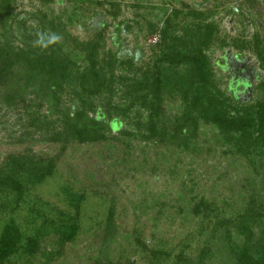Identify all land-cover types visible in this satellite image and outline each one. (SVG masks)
I'll use <instances>...</instances> for the list:
<instances>
[{
  "label": "rangeland",
  "instance_id": "obj_1",
  "mask_svg": "<svg viewBox=\"0 0 264 264\" xmlns=\"http://www.w3.org/2000/svg\"><path fill=\"white\" fill-rule=\"evenodd\" d=\"M118 2L120 6L112 9L103 3V0H48L47 4L42 0H18L13 16L18 20H25L30 31L39 28L37 22L29 18L30 14L37 10L48 13V19L60 18L63 33L66 32L79 42V49H74L77 51L76 55L71 56L75 63L77 62L78 69H73L71 75L85 70L89 65V55L83 53L82 43L95 44L96 49L92 54L95 68L98 72H103L107 79L113 77L116 95L110 101L121 104V107L127 104L124 99L122 101V97L129 93L127 87L134 82L117 83L118 77L132 78L136 73L138 76L147 73L148 80H151L153 71L157 68L156 61L160 62V67L166 69V65L158 60L164 52L166 53V48L161 43L159 32L151 34L150 26H147L145 19L155 22L162 29L161 26L167 17H171L172 11L177 10L180 14L175 18L173 16L174 20L169 27L173 32L180 34L195 33L199 30L198 25L211 24L216 28L215 42L203 50L209 62L210 72L214 74L212 86L208 91L228 106L227 112L234 114V108L239 105L228 90L230 76L222 69L221 58L227 49L233 53L241 51L249 59L250 65L257 67L258 54H263V51L259 52L258 49H262L264 40L250 36L253 31L256 32L253 25L248 30L249 36L245 34L242 18L238 20L241 26L234 23L233 31L229 29L225 11L230 7L228 2L231 0H174V2L118 0ZM181 11L184 14L186 12L185 16ZM187 11H191L194 16L199 15L198 13L203 15H200L199 20L197 16L187 15ZM97 34L101 41L97 40ZM259 35L264 36V31H260ZM127 61L132 63L133 69L129 70L128 63H123ZM108 63L113 75H109ZM260 64V68L263 69L264 61L261 60ZM163 93L160 95L163 101L161 117L169 121L168 131L172 133L174 124L183 113V102L179 96L165 91ZM59 97L61 110L69 108L75 102L78 106L77 98L71 93L64 92V84L63 93ZM263 97L264 93L254 87L252 99L244 105L254 106ZM107 100L105 96L94 98L92 101L98 109L104 111ZM48 103V100H45L39 109H34V112H41L39 115L45 118ZM0 106H2L0 164L10 154L23 153L27 149V142H31L30 148L34 155L58 157L54 175L43 184L28 188L13 212L1 211L0 225L12 218L21 229L23 237H27L34 234V229L42 224V220H55L59 210L67 209L61 191L63 187L68 186L72 192L84 197L80 210L75 215L80 228L78 235L72 243L59 248L61 255H55V259L49 264L95 262L124 264L126 260L132 264H149V252L139 246L136 240L145 242L150 238L152 242L149 243L154 249H160L162 247L160 243H163L165 247L162 250L170 254V260L161 264H172L171 261H174L173 258L180 250L181 241L184 239L191 243L187 251V256L190 257L197 255L205 243L197 238L194 240L196 235L193 239L188 238V234L190 232L195 234L199 226L198 219L193 217L194 200L196 203L201 197L208 199L210 193L215 190L222 193L218 196L219 199L223 197L231 201L233 195L237 196L240 193L245 199L246 190L250 186H255L254 189L257 188L259 191H257L259 199L264 201V152L246 158L234 152L229 154L227 150L233 148L234 142L224 143V135L218 131L214 123L199 120L196 137L189 145L198 152L185 153L173 146L162 144L156 146L152 141L142 140L148 124L143 123L148 121V115L147 111L134 104L130 112L133 118L123 121L122 136L119 135V131L111 135L118 138V142L114 138L108 143L72 144L66 148L63 155H60L61 143L47 142L42 128L36 131V127L27 124L25 111L18 112L17 109H11L1 102ZM122 118L119 117L121 120ZM53 120L54 127L59 130L61 122H55L57 115L51 121ZM136 122L141 128L135 126ZM129 133L131 135L138 133L141 140L133 137L128 139ZM164 139L168 140V136ZM125 140L128 147L124 144ZM232 177L237 179L234 185ZM245 182H249L248 185ZM235 198L240 201L239 197ZM2 203L3 199L0 196V205ZM11 207L15 206L9 202L8 208ZM111 207L114 209L112 221L116 228L112 233L107 228L108 211ZM179 211L188 216L187 221L180 219ZM34 212L43 214L44 219L41 217L36 219ZM155 229L162 233L160 237L152 238ZM55 239L51 236L45 238L39 244L38 254L30 262L21 261L18 264H43L45 259L42 254L58 252L56 246L52 245ZM210 247L213 255L209 256L208 261L218 264L217 256L221 254L217 252L219 242L211 243ZM12 260L15 261V258Z\"/></svg>",
  "mask_w": 264,
  "mask_h": 264
},
{
  "label": "trees",
  "instance_id": "obj_2",
  "mask_svg": "<svg viewBox=\"0 0 264 264\" xmlns=\"http://www.w3.org/2000/svg\"><path fill=\"white\" fill-rule=\"evenodd\" d=\"M17 1L0 0V102L11 109H17L18 112L25 111L29 126L36 127V131L42 128L47 142L61 143L60 155H63L66 148L72 144L108 143L115 138L111 135L117 131L122 136L123 121L133 118L130 112L134 104L147 111L148 115V121L143 123L148 124L142 140L152 141L156 146L162 144L173 146L185 153L198 152L189 145L196 137L199 120H202L204 123L211 122L217 126L218 131L224 135V143L234 142L232 146L235 150L228 149L229 154L234 152L246 158L264 152V99L261 98L254 106H248L240 103L238 97L231 93L239 106L234 108V114H230L226 111L228 106L208 91L212 86L214 74L210 72L209 62L203 50L215 42L216 28L213 25H198V31L191 34L185 32L183 35L173 32L169 27L174 20L173 16L175 18L179 14L177 10L172 11V16H168L165 23H162V29L155 22L145 19L147 26H150L151 34L159 32L161 43L166 48V53L164 52L158 59L166 65V69L160 67V62L156 61L157 68L153 71L151 80H148L147 73L140 76L136 73L132 78L118 77L117 83L134 82L129 87L125 85L129 93L122 97V101L124 99L127 104L121 107V104L110 101L116 95L113 77L107 79L103 72H98L95 68L92 54L96 45L82 43L83 53L89 55V65L85 70L71 75L73 69H78L77 62L75 63L71 56L76 55L77 51L74 49H79V42L66 32L63 33L60 18L48 19V13L42 10H37L29 16L37 22L39 28L28 30L25 20L21 21L13 16ZM103 3L112 9L120 6L118 0H103ZM137 6L140 8V4ZM196 16L200 20L202 15ZM40 32L46 35L55 33L61 39L48 49L41 50L34 43L37 33ZM97 40L101 41L98 34ZM259 58L264 61L260 54ZM123 63H128L129 70L133 69L129 61ZM109 68L108 63L107 70L110 71ZM109 75H113V71H110ZM63 84L64 92L73 94L79 102L78 106L75 102L69 108L62 110L59 108ZM239 86L240 83L231 82L228 90L232 92ZM261 87H264V84L258 87L263 90ZM163 91L179 96L183 102V113L179 120L177 118L172 133L168 131L169 121L161 117L163 101L160 95ZM105 96L108 100L103 111L98 109L92 100ZM45 100L49 103L44 118L39 115L41 112H34V109H39ZM56 115L55 122H61L60 131L54 127V120L51 121ZM120 116L123 117L122 120L119 119ZM135 126L141 128L138 122ZM137 134L129 133L127 138L140 139ZM166 136L168 140L164 139ZM114 140L119 141L118 138ZM126 142L125 140L124 144L128 147ZM27 143V149L23 153L10 154L0 164V196L3 199L0 212H13L28 188L43 184L56 172L58 157L34 155L30 148L31 142ZM236 181L237 179L232 177L233 185ZM245 183L248 185L249 182ZM254 187L250 186L246 190L245 199L241 193L233 195L231 201L223 197L219 199L218 196L222 193L215 190L210 193L208 199L201 197L196 203L194 200L193 217L198 219L199 226L195 234H191L192 232L188 234V238L193 239L196 235L194 240L197 238L205 243L197 255L190 257L187 256V251L191 243L184 239L181 241L180 250L173 258L174 261H171L172 264H212L208 259L213 255L210 244L215 241L219 242L217 252L221 253L217 256L218 264H264V201L259 199L258 189ZM61 191L67 209L59 210L55 220L44 219L43 214L34 212L36 219L40 217L44 219L40 226H36L34 234L23 237L21 229L12 218L1 223L0 264L30 262L38 254L39 244L51 236L56 238L52 245L56 246L58 252L42 254L45 259L43 264H49L55 259V255H61L59 248L75 240L80 231L75 215L78 214L84 197L72 192L68 186L63 187ZM235 197L242 201L238 202ZM9 202L15 207L8 208ZM113 210V207L109 209L107 217V228L110 229V233L116 229L112 221ZM179 217L182 221H187L188 218L182 211H179ZM188 220L191 221L190 218ZM161 233L155 229L152 238L160 237ZM147 240L136 241L149 252V264H161L170 260V254L162 250L165 247L163 243H160L162 245L160 249H154L149 243L152 242L151 238ZM124 264L132 263L126 260Z\"/></svg>",
  "mask_w": 264,
  "mask_h": 264
},
{
  "label": "flooded vegetation",
  "instance_id": "obj_3",
  "mask_svg": "<svg viewBox=\"0 0 264 264\" xmlns=\"http://www.w3.org/2000/svg\"><path fill=\"white\" fill-rule=\"evenodd\" d=\"M187 5L191 7L189 4ZM228 5H230V7L225 12L227 13L226 14L228 17L227 22L229 23V27H230L229 29H231V31H233L232 26L234 23L241 26L238 20L242 18L243 29L245 30V34L249 33L248 30L253 25L255 27L256 32L253 31V33L250 36L256 39L258 38V40H264V36L259 35L260 31H264V0H231V2H228ZM200 6H204V5L200 4ZM181 12L182 14H184L183 11ZM185 14L183 16H185ZM198 14L203 15L201 13ZM187 15L195 17L194 15L191 14V11H187ZM209 18H207V20ZM147 20L151 21L149 19ZM242 38L244 39L245 36H243ZM258 51L259 52L263 51V54L261 53L260 56L264 57V45L262 49L261 50L258 49ZM136 57H138V54H136ZM221 61H222L221 63L222 69L230 76L229 84L231 82L240 83L238 89L231 92L234 94V96L238 97V101H240V103H246L252 99L254 87H256L258 91L264 93V87H261V89L263 90H260L258 88L261 84H264V68L263 69L260 68L261 60L259 58V54L257 60L258 61L257 67L256 66L252 67L250 65L249 59L245 57V55L241 51H236V53H233L232 51L227 49V51L223 55V58H221Z\"/></svg>",
  "mask_w": 264,
  "mask_h": 264
},
{
  "label": "clouds",
  "instance_id": "obj_4",
  "mask_svg": "<svg viewBox=\"0 0 264 264\" xmlns=\"http://www.w3.org/2000/svg\"><path fill=\"white\" fill-rule=\"evenodd\" d=\"M61 37L55 33L44 34L43 32L37 33V39L35 40V46L41 50L48 49L51 45H54L60 41Z\"/></svg>",
  "mask_w": 264,
  "mask_h": 264
}]
</instances>
